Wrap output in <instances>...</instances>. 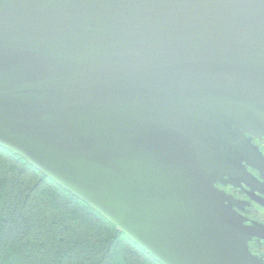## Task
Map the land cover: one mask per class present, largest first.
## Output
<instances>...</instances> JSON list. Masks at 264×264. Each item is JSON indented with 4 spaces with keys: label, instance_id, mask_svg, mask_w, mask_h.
<instances>
[{
    "label": "water",
    "instance_id": "obj_1",
    "mask_svg": "<svg viewBox=\"0 0 264 264\" xmlns=\"http://www.w3.org/2000/svg\"><path fill=\"white\" fill-rule=\"evenodd\" d=\"M264 0H0V148L158 264H262L217 184L264 177Z\"/></svg>",
    "mask_w": 264,
    "mask_h": 264
},
{
    "label": "trees",
    "instance_id": "obj_2",
    "mask_svg": "<svg viewBox=\"0 0 264 264\" xmlns=\"http://www.w3.org/2000/svg\"><path fill=\"white\" fill-rule=\"evenodd\" d=\"M0 264H158L19 156L0 148Z\"/></svg>",
    "mask_w": 264,
    "mask_h": 264
},
{
    "label": "flooded vegetation",
    "instance_id": "obj_3",
    "mask_svg": "<svg viewBox=\"0 0 264 264\" xmlns=\"http://www.w3.org/2000/svg\"><path fill=\"white\" fill-rule=\"evenodd\" d=\"M252 143L259 148L264 157V143L258 140H252ZM247 171L257 180L252 188L244 183L237 186L227 184L225 187L217 184V187L230 197L235 204L233 210L241 216L245 226H255L264 232V177L251 168H247ZM248 247L252 255L264 264V240L253 238Z\"/></svg>",
    "mask_w": 264,
    "mask_h": 264
}]
</instances>
